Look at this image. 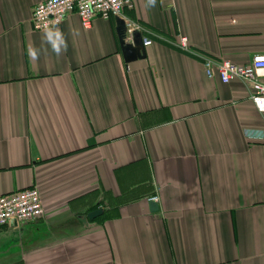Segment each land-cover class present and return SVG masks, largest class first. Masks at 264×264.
Listing matches in <instances>:
<instances>
[{
    "label": "crops",
    "instance_id": "crops-1",
    "mask_svg": "<svg viewBox=\"0 0 264 264\" xmlns=\"http://www.w3.org/2000/svg\"><path fill=\"white\" fill-rule=\"evenodd\" d=\"M38 2L0 0V194L45 204L0 225V264H264V112L204 71L264 52V0H133L126 40L152 43L129 62L116 16L76 12L57 55Z\"/></svg>",
    "mask_w": 264,
    "mask_h": 264
},
{
    "label": "built area",
    "instance_id": "built-area-1",
    "mask_svg": "<svg viewBox=\"0 0 264 264\" xmlns=\"http://www.w3.org/2000/svg\"><path fill=\"white\" fill-rule=\"evenodd\" d=\"M133 0H40L32 13V26L36 30H44L61 24L69 13L76 12L81 23L92 26L96 15L105 19L112 16H125L124 8L131 6ZM181 46L187 47V37L182 36ZM145 45L152 43L148 37L143 38ZM247 64H236L228 59L205 57L204 68L208 76L215 72L219 74L224 82L234 78H241L247 81L251 87L249 97L257 106V109L264 112V52L251 56ZM247 136L251 138H264V128L258 133L246 130ZM39 188L34 184L26 188L10 193L0 194V225L12 220L23 222L40 216L45 211V204L41 197ZM159 194L150 196V200L158 201Z\"/></svg>",
    "mask_w": 264,
    "mask_h": 264
},
{
    "label": "water",
    "instance_id": "water-1",
    "mask_svg": "<svg viewBox=\"0 0 264 264\" xmlns=\"http://www.w3.org/2000/svg\"><path fill=\"white\" fill-rule=\"evenodd\" d=\"M117 18V22L118 23V30L120 33V39H121V49L123 52V56H124V61L125 62H129L132 61L137 58H141L145 56V45L142 41V38L140 37V35L138 33H134L132 34V42H128L126 40V32H127V28L125 26L126 22L125 19L121 16H116ZM102 209L101 208H97L92 210L89 213L90 217H94L97 214L101 213Z\"/></svg>",
    "mask_w": 264,
    "mask_h": 264
},
{
    "label": "clouds",
    "instance_id": "clouds-1",
    "mask_svg": "<svg viewBox=\"0 0 264 264\" xmlns=\"http://www.w3.org/2000/svg\"><path fill=\"white\" fill-rule=\"evenodd\" d=\"M150 6H155V0H148ZM44 39L51 45L52 51L60 55L63 50H66V42L62 32L57 29H46ZM28 55L32 60L37 59V49L29 47Z\"/></svg>",
    "mask_w": 264,
    "mask_h": 264
}]
</instances>
